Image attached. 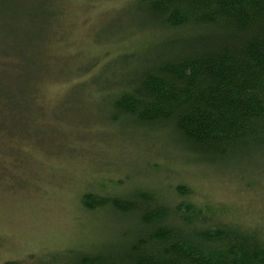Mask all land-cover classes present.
Segmentation results:
<instances>
[{
    "label": "trees",
    "instance_id": "obj_1",
    "mask_svg": "<svg viewBox=\"0 0 264 264\" xmlns=\"http://www.w3.org/2000/svg\"><path fill=\"white\" fill-rule=\"evenodd\" d=\"M57 5L58 0H0V128L5 120L17 121L7 91L19 73L27 72L26 102L33 106L28 92L42 76L28 83L36 71L32 59L43 62L34 66L47 64L43 50L57 32ZM128 5L136 16L126 26L130 48L100 63L93 73L104 80L91 83L96 94L109 96L108 120L170 133L190 155L184 163L195 167L226 173L243 160L251 165L253 158H264V0ZM9 26H29L43 41L28 44L24 57L10 50L6 33L14 40L16 30ZM9 127L17 135L26 132L17 123ZM144 184L95 196L84 192L85 210L110 211L112 235L94 248L72 249L66 259L51 254L30 264H264L263 228L233 224L234 218L220 214L184 180Z\"/></svg>",
    "mask_w": 264,
    "mask_h": 264
},
{
    "label": "rangeland",
    "instance_id": "obj_2",
    "mask_svg": "<svg viewBox=\"0 0 264 264\" xmlns=\"http://www.w3.org/2000/svg\"><path fill=\"white\" fill-rule=\"evenodd\" d=\"M128 1L58 0L57 32L43 50L47 64L40 68L34 65L42 60L32 59L36 71L28 83L42 76L28 92L33 106L26 102L27 72L13 77L7 95L18 122L11 118L0 128V264H30L51 254L66 259L72 249L94 248L112 235V216L85 210L82 194L121 192L134 183L184 180L233 224L264 229V158L243 160L226 173L195 167L184 163L190 155L170 133L108 120L109 96L96 94L91 83L104 80L93 73L100 63L130 48L126 26L136 16ZM9 28L16 30L14 40L6 33L10 50L24 57L28 44L43 41L29 26ZM11 122L25 134L13 133Z\"/></svg>",
    "mask_w": 264,
    "mask_h": 264
}]
</instances>
